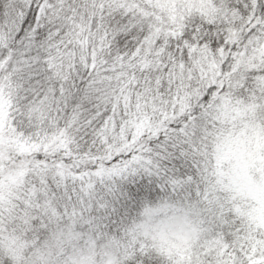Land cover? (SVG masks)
<instances>
[{
  "label": "snow or ice",
  "instance_id": "6c2138e0",
  "mask_svg": "<svg viewBox=\"0 0 264 264\" xmlns=\"http://www.w3.org/2000/svg\"><path fill=\"white\" fill-rule=\"evenodd\" d=\"M0 264H264V0H0Z\"/></svg>",
  "mask_w": 264,
  "mask_h": 264
}]
</instances>
